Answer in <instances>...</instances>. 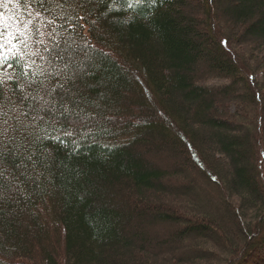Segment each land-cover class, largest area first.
Listing matches in <instances>:
<instances>
[{"label": "trees", "instance_id": "obj_1", "mask_svg": "<svg viewBox=\"0 0 264 264\" xmlns=\"http://www.w3.org/2000/svg\"><path fill=\"white\" fill-rule=\"evenodd\" d=\"M195 4H32L61 56L0 85V264H264V0Z\"/></svg>", "mask_w": 264, "mask_h": 264}, {"label": "snow or ice", "instance_id": "obj_2", "mask_svg": "<svg viewBox=\"0 0 264 264\" xmlns=\"http://www.w3.org/2000/svg\"><path fill=\"white\" fill-rule=\"evenodd\" d=\"M35 2L42 5L45 0H0V8L6 9L10 4L14 9L22 3L25 5L24 11L17 16L5 18L4 13L0 12V85L5 82V77L9 76L8 69L22 65L31 57L46 58L38 47L33 51V45H44V51L48 53L50 59L61 56V53L57 51L58 45L50 48L45 39L46 36H52L55 33V28L50 32L45 31L54 24V20L44 17L39 10H31ZM125 2L129 8H132L139 5L141 0H125ZM60 7L63 5L60 4ZM33 64L35 61L31 60L29 67ZM27 74L25 71L24 75Z\"/></svg>", "mask_w": 264, "mask_h": 264}, {"label": "rangeland", "instance_id": "obj_3", "mask_svg": "<svg viewBox=\"0 0 264 264\" xmlns=\"http://www.w3.org/2000/svg\"><path fill=\"white\" fill-rule=\"evenodd\" d=\"M231 2H232V0H219L221 7L229 5V3H231ZM188 4H189V7L186 9L185 12L188 15H193V10L196 9L195 0H188ZM18 9H19V7L14 9L13 5L10 4V5H8V7L6 9L0 8V12H3L5 18H7L9 16L20 15ZM206 66L207 65L206 64L204 65V63H203L202 67H200V68H203L205 71ZM226 82H227V80H225V79L210 77L208 80H206L203 83L207 84L209 86H213V85L223 84ZM148 156L154 162H156L162 166H167L169 163L171 164L174 162V160H176V159L172 158L174 156H171L170 153L166 152L165 150H161V149L156 150V151H154V149H153V152H149ZM177 180L179 181L178 178L176 180H170V184L173 185V181H174V183H179ZM147 228L150 229L151 231L156 232L161 237H167V235L171 231L170 229L172 228V225L168 224V223H156V224L150 223V224H148ZM161 250L163 251L164 249H161ZM164 251L166 252V250H164Z\"/></svg>", "mask_w": 264, "mask_h": 264}]
</instances>
